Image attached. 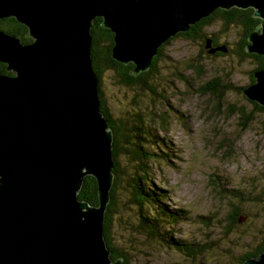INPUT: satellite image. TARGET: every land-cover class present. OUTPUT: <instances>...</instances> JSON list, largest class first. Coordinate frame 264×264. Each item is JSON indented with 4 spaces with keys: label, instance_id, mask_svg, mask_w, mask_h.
Instances as JSON below:
<instances>
[{
    "label": "water",
    "instance_id": "water-1",
    "mask_svg": "<svg viewBox=\"0 0 264 264\" xmlns=\"http://www.w3.org/2000/svg\"><path fill=\"white\" fill-rule=\"evenodd\" d=\"M264 0H0V19L28 28L31 43L0 30V264H123L106 221L115 182L114 131L102 110L93 67L97 18L114 34L113 60L147 72L160 48L218 9ZM248 37L264 56V23ZM209 55L227 53L205 39ZM243 91L264 107V68ZM86 177L98 205L79 198ZM112 243L116 244L111 235ZM244 264H264V251Z\"/></svg>",
    "mask_w": 264,
    "mask_h": 264
},
{
    "label": "rangeland",
    "instance_id": "rangeland-1",
    "mask_svg": "<svg viewBox=\"0 0 264 264\" xmlns=\"http://www.w3.org/2000/svg\"><path fill=\"white\" fill-rule=\"evenodd\" d=\"M244 28L215 20L205 29L207 37L218 39L215 47L233 50L222 56L207 54L198 38L178 37L166 44L153 58L157 61L146 77L148 88L125 85L111 71L102 75L112 118L124 123L129 137L147 153L146 175L137 172L141 164L136 161L129 163L125 156L119 160L121 180L111 233L129 264H240L241 257L264 242V111L253 109L250 101L255 102L242 92L257 67L254 59L237 54ZM215 77L220 80L217 90L230 88L224 90L219 110L217 97L204 89ZM242 109L255 112L245 129L239 119ZM212 174L218 186L210 182ZM138 175L143 189L158 196L150 191L147 207L143 200L141 208L142 214L147 208L155 210L151 225L156 236L140 227L133 181ZM221 189L235 190L238 197ZM160 197L164 203L151 205L150 200ZM232 205L241 216L229 229ZM174 210H179L178 219L169 217Z\"/></svg>",
    "mask_w": 264,
    "mask_h": 264
},
{
    "label": "trees",
    "instance_id": "trees-1",
    "mask_svg": "<svg viewBox=\"0 0 264 264\" xmlns=\"http://www.w3.org/2000/svg\"><path fill=\"white\" fill-rule=\"evenodd\" d=\"M252 14H253V10L249 9V10H242V9H237V8H233L229 11H225L222 9H218L212 16L205 18L203 20H201L199 23H197L195 26H193L192 30L188 33H184V34H179L177 37L170 39V41H168L166 44L171 43V41L175 40L178 37H183L184 39L186 37H191V38H198L199 41H201V44H205V39L210 38L206 36L205 33V29L207 27H210L213 25L214 21L216 20V22L218 20L222 21V23L228 27L229 25L238 23L243 25L245 28V33L242 37V39L240 40L239 46H238V51L237 54L239 55V57H241L242 59H254L257 62V67L256 69L253 71H251L250 73V80H251V84H253L255 82V78L253 76V73L256 70L262 69L264 68V58L262 56L256 55V54H249L246 51V47L249 45V43L247 42L248 36L252 34L253 31H255L256 27L259 25V21L258 20H252ZM256 21V22H255ZM240 22V23H239ZM7 29H1L5 32L8 33L12 32L14 34H20L19 31H21L19 29V27L15 24V22H8L6 24ZM1 28V27H0ZM17 31V33H16ZM92 34H93V45H92V55H93V67L95 72L97 73L98 77L100 78V100H101V104H102V110L104 111L106 117L109 120V127L112 128V130L114 131V158H115V168H114V173H115V182H114V186H113V190H112V202L110 203V208L108 211V218L106 221V236H107V240L109 243V247L110 250L112 251V257L114 260H117L119 258H123L124 259V263L123 264H129V258L126 254V252H124L120 247L117 246V244H113L111 241V229H112V225H113V213L116 210L117 207V200H116V189H117V185L119 183V181L121 180V176H120V168L121 165L119 163V160H122L125 156L127 157V161H130L129 163H134L136 161V165L141 164L140 166V170H138L137 172H139L140 174H147L145 172V170L143 169V167H145V160L144 156L147 155V153L145 152V148L144 147H140L139 143L137 142V140L135 141L134 139H131L129 137L128 134V129L126 128L125 124H119V121H116L115 119L112 118L109 110L107 109L106 105H105V101H104V97H103V92H102V75H104L106 72L111 71L114 72L117 77L119 78L120 82H122L125 85L128 86H134V85H138L141 84L143 87L148 88L147 87V78L148 76L152 75L153 70L156 67V61L157 59L153 61V68L152 70H150L149 72L140 74L139 76H134L133 74H131L132 69L134 68L133 64H129V65H123L120 64L119 62L113 60L112 57V49L114 46V35L113 33L102 27L101 25V19L97 18L95 20V24L92 28ZM18 36V35H17ZM213 39V45L215 46L216 44H218V39L214 36L211 37ZM247 38V39H246ZM165 44V45H166ZM163 45L160 48V53L162 54L164 46ZM206 50V48H205ZM233 50H229V52L231 53ZM223 53H218L215 56H222ZM0 73L1 74H7V75H12V73H9L7 71V65L0 63ZM146 78V79H145ZM219 77H215L212 80L208 81L206 83V87L204 89L208 90L213 97H217V104L215 106L216 110H219L223 101V95L225 94L224 90H230V88L228 87H223L222 86V90L220 89L217 90L216 86H220V80L216 79ZM246 88V87H244ZM240 90H242L241 88H239ZM243 92V90H242ZM250 103L252 104V106L254 107L253 109H256L258 111H264V107L253 103L250 101ZM255 112H251L248 113L246 112L244 109L240 110V121H241V126L245 129L247 127V125L252 121L253 117H254ZM141 159V160H139ZM216 177L215 174H212L210 176V182L215 186H218V182L214 179ZM219 178V177H218ZM143 179L141 177H139V175L137 176V178H133V181L136 184L135 190L136 193L134 195V200H135V205L137 204V207L139 208V213L141 216V223H140V227L142 228V230H144L145 232H147L150 235L156 236V234H154V226L151 225V221L155 218H153V213H154V209L153 208H147V212L146 214H142L141 212V208H142V201L144 200L145 205L147 207L149 200H146L145 197H147V195H151L150 191H152L153 196L154 197H158L157 194L153 191V190H147L143 189L142 185H141V181ZM97 182L93 177H86L83 187L80 191L79 194V198L81 200H85L88 201L89 203L93 204V205H98V194H97ZM221 193H230L235 197H238V194H234L236 191L235 190H225V189H221L220 190ZM241 196V195H239ZM163 199L162 197H160L159 199H155L153 201L150 200L151 205H156L158 202L160 203H164L162 202ZM179 210H174V211H170V215L169 217L171 219L175 218L178 219L179 218ZM162 212V213H161ZM160 213L163 214L164 216H167V212L166 211H161ZM145 213V212H144ZM240 209L238 207H236L235 205L231 206V212L227 218V226L229 227V229H233L235 228V226L237 225V223L240 220ZM162 220V219H161ZM178 242V241H177ZM176 242V243H177ZM175 243V244H176ZM191 251H193V249L189 250V253H192ZM264 251V242L262 244H260L257 247V250H255L254 252H248L246 253L243 257L240 258V264H244V261L246 259L249 258H255L258 257L261 252Z\"/></svg>",
    "mask_w": 264,
    "mask_h": 264
},
{
    "label": "flooded vegetation",
    "instance_id": "flooded-vegetation-1",
    "mask_svg": "<svg viewBox=\"0 0 264 264\" xmlns=\"http://www.w3.org/2000/svg\"><path fill=\"white\" fill-rule=\"evenodd\" d=\"M247 10H249V9H247ZM10 21L15 22V24L19 27V29L21 30V31H19L21 35H19V34L17 33V31H16L17 34H14V33L9 32V31H8V33H7V32H5L6 30H5V31L1 30V29H7L6 24H7L8 22H10ZM261 24H262V23H259L258 26H260ZM0 27H1V28H0L1 31H3V32L7 33V34L14 35V36L20 38V39L22 40L23 43L28 44V43H31V42H32V39H31V38H28V36H27V34H28V28H27L26 26H24L23 24H20L15 18L0 19ZM256 28H258V27H256ZM17 35H18V36H17Z\"/></svg>",
    "mask_w": 264,
    "mask_h": 264
},
{
    "label": "bare ground",
    "instance_id": "bare-ground-1",
    "mask_svg": "<svg viewBox=\"0 0 264 264\" xmlns=\"http://www.w3.org/2000/svg\"><path fill=\"white\" fill-rule=\"evenodd\" d=\"M108 125H109V124H108ZM262 252H263V251H262ZM262 252H261V253H262Z\"/></svg>",
    "mask_w": 264,
    "mask_h": 264
}]
</instances>
